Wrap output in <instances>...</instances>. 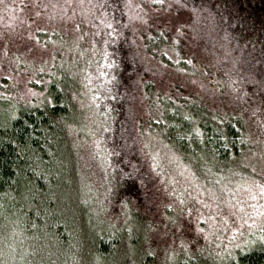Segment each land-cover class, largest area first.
I'll return each instance as SVG.
<instances>
[{
	"label": "trees",
	"instance_id": "trees-1",
	"mask_svg": "<svg viewBox=\"0 0 264 264\" xmlns=\"http://www.w3.org/2000/svg\"><path fill=\"white\" fill-rule=\"evenodd\" d=\"M97 2L36 31L41 53L0 46V264H264V230L218 256L159 251L181 212L147 159L264 181V0Z\"/></svg>",
	"mask_w": 264,
	"mask_h": 264
},
{
	"label": "rangeland",
	"instance_id": "rangeland-1",
	"mask_svg": "<svg viewBox=\"0 0 264 264\" xmlns=\"http://www.w3.org/2000/svg\"><path fill=\"white\" fill-rule=\"evenodd\" d=\"M97 5V0H0V46L36 48L41 53L34 44L36 31L47 26L73 27L77 19L90 17ZM132 8L125 6L122 14L127 16L125 27L134 31L138 22H132ZM131 48V56L137 55L135 46ZM151 66L155 74L167 76L164 68ZM147 159L155 173L153 194L162 206L181 212L171 233L159 236V251L171 246L175 251L207 247L218 256L221 250L238 247L264 230V181L216 179L219 183L203 186L175 155L150 154ZM152 218L160 221L159 212Z\"/></svg>",
	"mask_w": 264,
	"mask_h": 264
}]
</instances>
